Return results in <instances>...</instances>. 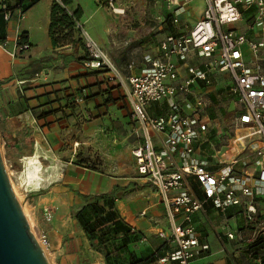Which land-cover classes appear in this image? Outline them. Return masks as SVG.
Returning <instances> with one entry per match:
<instances>
[{
  "label": "built area",
  "instance_id": "1",
  "mask_svg": "<svg viewBox=\"0 0 264 264\" xmlns=\"http://www.w3.org/2000/svg\"><path fill=\"white\" fill-rule=\"evenodd\" d=\"M162 1L171 30L143 56L139 72H133L137 65L131 60L127 73H121L83 29L90 57L85 66H108L110 80L121 83L139 141L132 150L137 172L149 180L165 207L170 230L158 235L172 248L154 252L149 264H191L210 250L191 223L207 204L225 216L238 208L246 227L234 231L224 224L222 230L230 240L245 244L253 257L258 254L255 244L264 241V0H204L201 18L188 30L181 16L194 0ZM107 4L115 14L126 11L119 0ZM5 11L9 20L14 11ZM167 18L157 17L163 25ZM239 21L243 29L231 28ZM77 27H82L79 21ZM215 72L228 78L224 89L235 105L231 133L211 116L212 104L201 93L200 86H210ZM76 97L77 103L84 99ZM211 129L216 136L209 135ZM190 177L196 187L189 186ZM38 239L47 250V238Z\"/></svg>",
  "mask_w": 264,
  "mask_h": 264
},
{
  "label": "crops",
  "instance_id": "2",
  "mask_svg": "<svg viewBox=\"0 0 264 264\" xmlns=\"http://www.w3.org/2000/svg\"><path fill=\"white\" fill-rule=\"evenodd\" d=\"M20 3H23V10L19 9ZM52 5L53 0H10L13 16L6 20L0 14V133L3 137L9 134L15 136L23 126L31 127L35 141L33 154L37 146L40 147L35 131L40 128L46 130L45 122L54 119L53 111L59 108L62 95L71 96L87 85L86 64L78 61L85 55L81 43L55 48L51 42L49 27ZM162 5L166 11L163 1ZM104 6H107V0H74L69 11L81 9L79 24L97 36L104 27V20L100 16L106 10ZM190 7L191 3L181 16V23L187 30L201 18L204 9L196 17L192 15L195 18L190 20L187 17ZM158 16L164 17L157 14L156 18ZM163 26L161 24L159 31H163ZM23 35L29 48L17 49ZM163 38L136 59L137 68L133 72L141 70L144 66L143 56L155 50ZM13 53L16 54L13 56ZM262 56L264 58V51ZM218 74H212L210 86H200L201 93L212 104L213 118L221 120L224 116H230L233 119V102L228 99L224 89L226 83ZM131 123L134 128L132 120ZM220 124L225 131L226 125L221 121ZM209 135L216 136V131L211 129ZM136 167L131 175L117 177L98 172L91 174L85 167L82 169L72 165L66 176L61 174L52 178L65 177L66 187L50 183L44 190H39L41 186L31 188L33 192L32 197L28 198V205L40 235L49 241L47 253L52 264H106L104 254L91 245L75 218L78 210L103 194L114 195L118 216L134 231L127 250L122 254L125 263L130 259H146L156 251L172 248L158 235L159 231L170 230L163 200L149 180L137 172ZM188 183L191 187L198 185L192 177L188 178ZM49 214L51 218L47 220L46 215ZM191 223L195 224L203 235L202 240L210 246V250L202 252L191 264H258L259 258H264V241L255 244L253 248L258 254L251 257L245 244L230 240L222 230L224 224L234 231L246 227L237 207L228 210L225 216L207 204L205 210L192 216Z\"/></svg>",
  "mask_w": 264,
  "mask_h": 264
},
{
  "label": "rangeland",
  "instance_id": "3",
  "mask_svg": "<svg viewBox=\"0 0 264 264\" xmlns=\"http://www.w3.org/2000/svg\"><path fill=\"white\" fill-rule=\"evenodd\" d=\"M204 2L194 0L191 3L187 12H190L187 15L190 20L199 15ZM3 4L10 6V0H0V5ZM119 4L126 8L124 14H115L108 4L104 6L107 12L105 10L100 15L104 20V27L97 36L92 35L88 28L82 25L78 28L77 37L81 39V46L85 50L83 31L87 30L111 62L125 75L127 61L135 58L136 62L144 50H148L149 46H156L158 40L168 34L169 24L163 26V31H159L161 22L156 18L157 14L168 17L162 0H119ZM69 13L73 14L72 11ZM192 15L195 17H191ZM244 27V22L240 21L231 25V28L239 31ZM86 69L87 85L71 96L63 94L59 100V108L53 111L54 119L45 122L46 130L40 128L35 131L40 146V160L43 163V181L39 190H44L50 183L66 187L68 184L65 177L52 178L61 174L66 176L72 165L82 169L85 167L91 174L98 172L117 177H126L133 172L135 165L132 150L138 144V137L132 128V115L126 103L124 89L121 83L110 80L113 73L108 66ZM218 75L223 82L228 80L225 73ZM79 95L84 99L77 103L75 98ZM67 109L69 111H66ZM231 109H235L234 103ZM220 121L226 125V131L231 133L229 124L232 118L224 116ZM6 146L3 137L2 150L9 176L17 189L16 195L23 204L32 230L38 237L40 232L28 205V198L32 197L33 189L28 188L21 179L23 158L19 159L21 170L13 169L12 162L6 158Z\"/></svg>",
  "mask_w": 264,
  "mask_h": 264
},
{
  "label": "trees",
  "instance_id": "4",
  "mask_svg": "<svg viewBox=\"0 0 264 264\" xmlns=\"http://www.w3.org/2000/svg\"><path fill=\"white\" fill-rule=\"evenodd\" d=\"M73 1L60 0V3L53 1L49 36L55 48L82 43L81 39L77 37L79 33L77 22L81 18V9L76 10L73 14L69 13V7ZM19 5H22L24 9L23 3ZM5 7L14 11L11 6L3 4L0 7V14L4 15ZM165 22L166 25L169 24V30H171L170 19L167 18ZM24 44H27V38L23 35L18 45ZM89 59L90 57L85 51V55L78 58V61L85 62ZM4 138L7 145L6 158L12 162L13 169L21 170L19 159L33 155L35 147L33 129L29 126H23L15 136L9 134L4 135ZM114 200V195L110 194L94 197L92 201L76 212L77 222L86 232L91 245L104 254L106 264H149L153 261V256L146 259H130L128 263L124 262L122 254L127 250V245L131 241V234L134 231L118 216Z\"/></svg>",
  "mask_w": 264,
  "mask_h": 264
},
{
  "label": "water",
  "instance_id": "5",
  "mask_svg": "<svg viewBox=\"0 0 264 264\" xmlns=\"http://www.w3.org/2000/svg\"><path fill=\"white\" fill-rule=\"evenodd\" d=\"M2 145L0 133V264H52L14 191Z\"/></svg>",
  "mask_w": 264,
  "mask_h": 264
},
{
  "label": "bare ground",
  "instance_id": "6",
  "mask_svg": "<svg viewBox=\"0 0 264 264\" xmlns=\"http://www.w3.org/2000/svg\"><path fill=\"white\" fill-rule=\"evenodd\" d=\"M39 147L37 146L36 151L33 155L24 158V169L21 172L22 182L27 185L28 188H39L42 184V164ZM15 193L16 187L13 184ZM19 199V198H18ZM20 201V200H19ZM25 211V210H24Z\"/></svg>",
  "mask_w": 264,
  "mask_h": 264
}]
</instances>
